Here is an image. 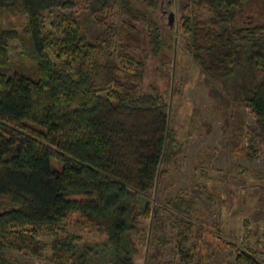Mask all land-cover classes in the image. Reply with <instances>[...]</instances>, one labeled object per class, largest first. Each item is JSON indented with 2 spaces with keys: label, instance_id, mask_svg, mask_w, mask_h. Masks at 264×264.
Listing matches in <instances>:
<instances>
[{
  "label": "trees",
  "instance_id": "1",
  "mask_svg": "<svg viewBox=\"0 0 264 264\" xmlns=\"http://www.w3.org/2000/svg\"><path fill=\"white\" fill-rule=\"evenodd\" d=\"M93 4L121 15L119 24L106 16L95 39L79 14ZM165 4L173 0H0V11L25 15L22 42L34 64L10 72L9 40L21 34L0 22V264H37L3 246L38 257L50 250L48 264H136L137 243L152 239L145 220L162 213L177 227L176 212L189 216L193 197L160 205L152 194L176 142L165 96L140 87L148 51L162 60L179 44L174 27L161 25ZM177 4L182 46L206 77L242 75L260 140L251 144H263L264 0ZM206 8L213 15L203 19ZM72 212L104 236L67 229ZM47 228H54L49 243L40 237ZM236 260L258 263L246 251Z\"/></svg>",
  "mask_w": 264,
  "mask_h": 264
},
{
  "label": "rangeland",
  "instance_id": "2",
  "mask_svg": "<svg viewBox=\"0 0 264 264\" xmlns=\"http://www.w3.org/2000/svg\"><path fill=\"white\" fill-rule=\"evenodd\" d=\"M85 6L79 14L91 39L106 25V16L107 23H120L121 15L114 9L107 12L97 6L93 10L94 4ZM163 9L161 25L166 26H170V12L174 11L170 27H174L173 38L179 44L162 60L148 51L140 87L143 91L156 89L165 96L176 142L171 157L161 166L162 173L152 194L160 205L188 196L194 198V205L189 216L174 214L178 216L177 227H172L162 213L152 222L145 220L146 229L151 225L152 239L137 243L135 263L236 264L237 254L246 251L257 264H264V141L259 146L251 144L252 139L260 140L251 130L256 116L239 86L242 75L207 78L182 46V13L177 0L172 5L165 4ZM212 15L213 11L206 8L200 17L207 19ZM0 22L21 34V38L9 40L10 72L32 71L34 64L25 57L22 42L28 36L24 31L25 15L16 9L1 10ZM121 60L119 57L120 64ZM53 163L60 167L57 160ZM180 217L190 220L191 226L188 228ZM66 223L67 229L83 233L88 239L104 236L75 212ZM53 232L54 228L43 229L40 237L49 243ZM1 250L21 262L37 264H48L45 256L51 252L47 250L44 257H38L6 246Z\"/></svg>",
  "mask_w": 264,
  "mask_h": 264
},
{
  "label": "water",
  "instance_id": "3",
  "mask_svg": "<svg viewBox=\"0 0 264 264\" xmlns=\"http://www.w3.org/2000/svg\"><path fill=\"white\" fill-rule=\"evenodd\" d=\"M169 20H170V25H172L173 20H174V11L173 10L170 12Z\"/></svg>",
  "mask_w": 264,
  "mask_h": 264
},
{
  "label": "flooded vegetation",
  "instance_id": "4",
  "mask_svg": "<svg viewBox=\"0 0 264 264\" xmlns=\"http://www.w3.org/2000/svg\"><path fill=\"white\" fill-rule=\"evenodd\" d=\"M164 11V9H162Z\"/></svg>",
  "mask_w": 264,
  "mask_h": 264
}]
</instances>
